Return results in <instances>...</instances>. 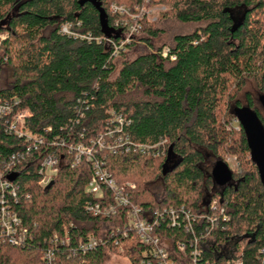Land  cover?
I'll list each match as a JSON object with an SVG mask.
<instances>
[{
	"label": "trees",
	"instance_id": "obj_1",
	"mask_svg": "<svg viewBox=\"0 0 264 264\" xmlns=\"http://www.w3.org/2000/svg\"><path fill=\"white\" fill-rule=\"evenodd\" d=\"M113 4L131 13L165 9L150 22L113 13ZM137 23L149 51L127 60L135 43H121L127 27ZM63 25L76 37L60 33ZM173 27L181 29L170 35L168 56L162 58L164 47L156 49L152 41ZM0 34H7L0 44V101L17 103L15 112H29L25 130L44 140L39 154L31 151L32 157L22 161L17 155L27 154L28 143L7 135L0 123V163L14 155L19 174L13 206L32 234L24 248L0 246V264H46L42 251L53 234L62 237L64 231L71 242L55 252L54 264H105L116 254L111 244L71 254L77 240L108 238L126 223L122 211L102 218L84 210L98 202L86 192L90 165L64 166L49 190L38 185L41 156L61 152V142L88 145L115 128L114 116L122 118L132 143H167L158 158L99 155L116 184L135 185L134 205L147 211L184 207L198 216L195 232H213L222 243L241 238L237 248H242L243 264H264V187L234 115L235 108L248 107L264 127L259 104L264 0H0ZM227 156H235L239 166L228 184L217 186L211 170L218 161L226 163ZM154 183L161 184L159 196L151 189ZM211 199L228 218L212 227L199 218ZM158 232L186 239L182 227L161 224ZM127 242L122 257L138 264L141 245L134 237ZM203 258L214 261L208 253Z\"/></svg>",
	"mask_w": 264,
	"mask_h": 264
},
{
	"label": "built area",
	"instance_id": "obj_2",
	"mask_svg": "<svg viewBox=\"0 0 264 264\" xmlns=\"http://www.w3.org/2000/svg\"><path fill=\"white\" fill-rule=\"evenodd\" d=\"M164 9L161 7V10ZM113 13L121 16H128L133 20L155 21L156 17H151L153 10H137L131 13L124 6H111ZM141 25L139 23L129 25L127 33L124 35L121 45L130 44L132 39L139 33ZM60 33L76 37L71 32L69 25H63ZM7 38V34H0V44ZM118 48L114 46V54ZM162 58H167L168 49L161 52ZM170 60H174L171 57ZM17 103L0 101V123L5 127L7 135L25 140L28 143L27 154L18 153L22 161L32 157L31 151H38V146L44 144L40 137H33L25 130L24 122L29 117V112H15L14 106ZM114 129H107L105 133L92 139L88 145L78 143L75 145L59 143L62 147L61 152H48L41 156L38 167L40 180L38 185L46 187L57 176L64 166L74 167L81 163L90 165L91 175L86 187V192L98 199V202L87 204L84 208L93 217L109 218L115 217L119 212L124 213L125 225L116 228L108 238H95L87 236L85 239L77 240L71 254L86 253L98 247L111 244L118 253L125 251V245L130 237L137 239L141 245V252L138 264H209L204 260L205 253L210 254L211 264L222 260L226 264H243L242 248H237V243L241 238H227L223 243L218 242L213 236V232H195L194 224L198 216L184 207L156 209L153 211L144 210L131 202V194L135 190V185L125 183L118 185L110 176L100 154L104 151L111 153L123 152L132 153L151 158L163 157L165 155L166 141H159L152 145L135 144L130 141L129 136L123 131L121 117L114 116L112 119ZM56 143H52L53 147ZM39 154V152H37ZM104 158V157H103ZM15 160L14 155L4 159L0 163V246H11L24 248L32 240V234L24 226L20 217L14 210L17 203L18 186L15 184L13 176L19 174L13 169ZM203 215L199 218H206L211 225L217 220L227 221L228 218L224 210L218 207L217 200L211 199L203 209ZM165 225L169 228H180L186 232V239H170L160 231V226ZM238 238V239H237ZM71 242L70 233L64 231L62 237L53 234L49 239V246L42 251V260L46 264H54L55 252L60 246H68ZM127 242V243H126ZM126 245V246H127Z\"/></svg>",
	"mask_w": 264,
	"mask_h": 264
},
{
	"label": "water",
	"instance_id": "obj_3",
	"mask_svg": "<svg viewBox=\"0 0 264 264\" xmlns=\"http://www.w3.org/2000/svg\"><path fill=\"white\" fill-rule=\"evenodd\" d=\"M259 104L264 111V95L259 97ZM234 115L245 134L251 160L256 165L260 183L264 187V127L256 113L248 107L235 108ZM16 177L17 174L13 179ZM211 177L217 186H225L232 179V171L226 163L218 161L211 170ZM53 184L54 182L51 181L45 190H49Z\"/></svg>",
	"mask_w": 264,
	"mask_h": 264
},
{
	"label": "rangeland",
	"instance_id": "obj_4",
	"mask_svg": "<svg viewBox=\"0 0 264 264\" xmlns=\"http://www.w3.org/2000/svg\"><path fill=\"white\" fill-rule=\"evenodd\" d=\"M164 8V7H163ZM155 10L153 11V13L151 14V17H157L158 14L163 11L164 9L161 10V6H154L152 8H149V10ZM151 22V21H150ZM153 22V21H152ZM165 28V27H163ZM180 27H173L170 31L169 34L159 37L156 40L152 41L153 46L157 49V47H164L163 49L167 48L169 46V42H170V35H172L174 32L180 31ZM165 30H167V28H165ZM145 36L143 35V33H138L134 38H133V42L135 43L134 46H132L131 49L127 50L126 55H125V59L127 60H133L136 57H138L141 54H145L149 51V48L147 46H145L141 40L142 38H144ZM120 59L117 60V68L119 69V63H120ZM171 160H175L174 157L171 158ZM238 159L235 156H227L226 158V165L228 166V168L233 171L236 169L238 165ZM151 189L153 190V192L156 195H160L162 193V187L160 183H154L151 186ZM123 253H118L116 252V254H112L109 255L105 261V264H130L126 258L122 257Z\"/></svg>",
	"mask_w": 264,
	"mask_h": 264
}]
</instances>
